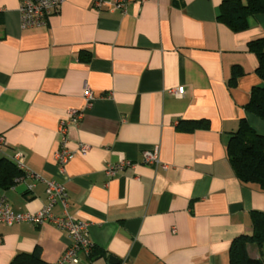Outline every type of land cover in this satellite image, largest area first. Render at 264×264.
Wrapping results in <instances>:
<instances>
[{"label": "crops", "instance_id": "crops-1", "mask_svg": "<svg viewBox=\"0 0 264 264\" xmlns=\"http://www.w3.org/2000/svg\"><path fill=\"white\" fill-rule=\"evenodd\" d=\"M20 1L0 0V159L21 152L24 169L41 179L25 177L0 197L36 212L47 202L46 180L63 183L68 212L89 223L105 253L76 264H111L110 256L117 264H230L233 239L252 231L253 210L264 211V190L241 182L227 155L242 117L264 135V119L244 109L261 83L248 42L264 36V13L237 32L217 20L222 0L134 1L125 13L64 0L47 27L23 28ZM233 65L244 74L230 87ZM181 86L183 95L172 92ZM71 109L83 117L68 128L76 153L62 170L59 125ZM202 119L207 128H177ZM155 147L160 163H144ZM122 160L132 165L110 177L107 165ZM53 211L61 214V204ZM70 242L51 223H0V264L36 246L57 264Z\"/></svg>", "mask_w": 264, "mask_h": 264}, {"label": "trees", "instance_id": "trees-1", "mask_svg": "<svg viewBox=\"0 0 264 264\" xmlns=\"http://www.w3.org/2000/svg\"><path fill=\"white\" fill-rule=\"evenodd\" d=\"M177 4L176 1H174ZM264 13V0H222L217 20L226 24L233 31H243L249 26V18L255 14ZM248 48L258 58L256 73L261 83L255 85L244 109L264 119V36L248 42ZM80 54L79 59L89 61V56ZM244 70L233 65L228 85L234 87ZM208 120L179 121L177 128L193 131L196 128H207ZM227 155L236 176L245 184H254L264 190V135L258 133L249 123L247 117L239 120L237 129L232 132L227 142ZM26 170L21 168L12 158L0 159V188L8 189L14 186L16 178L25 176ZM252 231L235 237L230 247V264H264L263 257H254L250 254L249 246L264 247V211L251 212ZM105 255L93 246L88 258ZM10 264H56L47 262L42 257L40 246L31 252H21L14 256Z\"/></svg>", "mask_w": 264, "mask_h": 264}, {"label": "built area", "instance_id": "built-area-1", "mask_svg": "<svg viewBox=\"0 0 264 264\" xmlns=\"http://www.w3.org/2000/svg\"><path fill=\"white\" fill-rule=\"evenodd\" d=\"M64 0H21L19 11L21 15V24L23 28L30 27H47L49 18L56 13ZM138 1L140 3L146 0H92L93 6L98 9L120 10L126 12L130 3ZM172 92L178 96L183 95L184 87L172 89ZM87 104L90 105L94 94L86 87L84 93ZM83 117V112L78 109L69 111L68 119L62 120L59 125L60 142L59 148L56 151V159L59 167L63 170L65 164L75 155L76 151H72L67 145L68 128L80 122ZM5 143L3 135H0V147ZM89 146L81 144L79 152L82 155L87 154ZM13 160L24 168L22 153L18 152L14 155ZM143 162L146 164H159L158 148L147 149L143 152ZM129 160H122L118 163L108 164L106 173L113 177L120 172H123L127 166H131ZM167 165H164L166 168ZM25 177H32L34 180H40L41 177L26 171L25 176L16 178V182H20ZM34 183L29 185V188L34 187ZM46 204L36 212H18L15 211L9 202L6 195L0 197V223L13 225L15 223H33L41 225L45 223L54 224L59 229L65 231L71 238L69 246L63 252L57 264H76L79 263L82 256L88 257L94 244L89 235V223L83 219L73 217L68 212V195L63 183L55 180H46ZM60 203L62 213L56 214L53 207Z\"/></svg>", "mask_w": 264, "mask_h": 264}, {"label": "rangeland", "instance_id": "rangeland-1", "mask_svg": "<svg viewBox=\"0 0 264 264\" xmlns=\"http://www.w3.org/2000/svg\"><path fill=\"white\" fill-rule=\"evenodd\" d=\"M250 252H251V254H257V257H263L264 258V247L262 249H260V247H258L255 244L250 245Z\"/></svg>", "mask_w": 264, "mask_h": 264}, {"label": "water", "instance_id": "water-1", "mask_svg": "<svg viewBox=\"0 0 264 264\" xmlns=\"http://www.w3.org/2000/svg\"><path fill=\"white\" fill-rule=\"evenodd\" d=\"M109 262H110L111 264H117L119 261H118L117 258H115V257H113V256H110V258H109Z\"/></svg>", "mask_w": 264, "mask_h": 264}]
</instances>
